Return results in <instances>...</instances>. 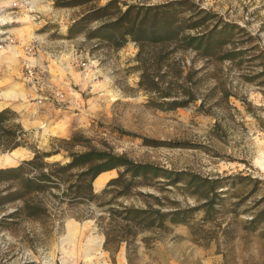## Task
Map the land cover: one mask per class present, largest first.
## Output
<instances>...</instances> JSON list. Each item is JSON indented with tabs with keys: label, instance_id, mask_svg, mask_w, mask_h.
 I'll return each instance as SVG.
<instances>
[{
	"label": "rangeland",
	"instance_id": "374dc122",
	"mask_svg": "<svg viewBox=\"0 0 264 264\" xmlns=\"http://www.w3.org/2000/svg\"><path fill=\"white\" fill-rule=\"evenodd\" d=\"M9 1L14 6L7 7ZM57 1L65 0H36L33 7L26 0H0V95L17 97V101L0 104V111L9 108L17 114L25 135L16 149L32 155L24 161L39 152L53 154L46 158L48 163L66 164L70 152L96 148L126 154L138 163L225 179V188L220 190L224 206L216 222L202 229L196 226L195 234L186 226H173L151 248L140 236L131 262L264 264V238L258 227L250 225L264 209V0H190L219 20L246 30L230 47L246 56L236 64L199 59L192 51L176 52L169 64L181 63L182 79L192 76L195 85L184 83L182 91L190 89L197 100L175 110L156 108L157 96L140 88L135 42L129 40L115 49L89 39L87 34L100 21L76 34L75 23L110 0L72 8L57 7ZM119 1L125 11L129 5L154 6L175 0ZM6 17L12 23L1 24ZM84 64H90L87 70ZM26 65L36 66L42 84L32 85ZM184 99L172 95L156 103ZM10 153L0 147V158ZM117 176L118 170L102 175V187L93 184L95 193L100 194ZM158 188L162 191H141L164 196L166 204L174 201L182 208L204 203L183 183ZM39 200L48 207L54 202L45 196ZM117 202L142 205L138 196ZM22 206L23 201H17L0 209V264H130L125 245L117 252L104 247L100 223L104 226L107 221L99 220L106 215L103 209L65 204L50 208L49 215L39 220H5ZM203 216L197 213L195 224L200 225ZM101 239V247L90 244Z\"/></svg>",
	"mask_w": 264,
	"mask_h": 264
},
{
	"label": "trees",
	"instance_id": "16d2710c",
	"mask_svg": "<svg viewBox=\"0 0 264 264\" xmlns=\"http://www.w3.org/2000/svg\"><path fill=\"white\" fill-rule=\"evenodd\" d=\"M99 1L65 0L57 1L56 6L72 8ZM99 21L102 24L94 32H89L87 37L107 42L115 49L123 48L129 40L135 42L139 47V86L146 93L157 96L153 105L162 110H175L197 100L190 89L182 91L184 83L195 85L192 76L182 79L181 63H175V67L169 64L171 57L179 50L192 51L197 58L207 61H230L236 64L245 61L242 57L246 52L230 47L238 42L237 36L246 30L219 20L218 16L200 9L190 0H175L154 6L129 5L125 11L119 0H110L104 6L93 8L77 21L74 25L79 28L76 34L83 33L89 24ZM212 22L214 24L208 29ZM172 47L173 50H170ZM261 77H264V73ZM261 83L264 85V81ZM172 95H180L185 99L174 100L170 104L156 103ZM24 135L21 124L17 122V114L9 108L1 110L2 150H16L22 145ZM72 140L75 141L74 138ZM51 156L53 154L35 152L31 160L19 166L0 168V186L3 187L0 190V209L23 201V206L5 216V220L23 217L39 220L49 215L50 208L65 204L69 207L95 205L106 214L99 218L100 222L107 221L104 226L100 223L106 237L104 247L117 252L125 245L127 258L132 264L131 253L136 252L140 236H143L144 245L151 248L173 226H186L195 234L196 226L202 229L216 222L222 213L220 208L224 206L225 200L220 190L225 188V179H208L189 172L138 163L126 154L119 155L112 150L89 148L83 152H70V161L66 164L61 161L46 162V158ZM113 170H118V176L111 179L100 194L95 193L94 182L102 174ZM179 183L185 184L186 190L204 203L182 208L174 201L166 204L164 196L141 191L144 188L162 191L159 185L177 186ZM41 196L50 197L54 202L50 201L48 207L39 200ZM135 196L141 198L142 205L117 202L120 198ZM199 212H203L204 216L200 225H197L195 215ZM250 225L252 229L258 227L264 238V209Z\"/></svg>",
	"mask_w": 264,
	"mask_h": 264
},
{
	"label": "bare ground",
	"instance_id": "6f19581e",
	"mask_svg": "<svg viewBox=\"0 0 264 264\" xmlns=\"http://www.w3.org/2000/svg\"><path fill=\"white\" fill-rule=\"evenodd\" d=\"M27 1H29V6L33 7L35 6V2L36 0H26V3ZM11 1H9V3L7 4V7L8 6H14L12 3H10ZM11 18L9 17H6V18H2V21H5L1 24H8L10 21ZM12 23V22H11ZM3 34V32L0 31V35ZM14 101H17V97L16 96H13L11 94H4V95H0V104H5L6 102H14ZM32 157L31 153L25 149H16L14 151H12L9 155L7 156H3L0 158V165L1 166H4V165H12V164H15L16 162H21V161H24V160H27V159H30ZM101 183H102V179L98 180L97 182H95V187L97 189H99V187L101 186ZM102 239L99 240L98 242L95 241V243H91L90 241V244L92 246H99L101 247L102 244ZM90 244L88 246H90ZM88 249H90L89 247H87L86 251H88ZM89 252V251H88Z\"/></svg>",
	"mask_w": 264,
	"mask_h": 264
},
{
	"label": "built area",
	"instance_id": "2783aa9c",
	"mask_svg": "<svg viewBox=\"0 0 264 264\" xmlns=\"http://www.w3.org/2000/svg\"><path fill=\"white\" fill-rule=\"evenodd\" d=\"M14 40L13 39H9V43H13ZM2 43V42H1ZM3 43H6V41H4ZM1 48H3V45H1ZM90 64H84L85 69L87 70L89 68ZM26 69H27V75L30 78V81L33 83L32 85L35 87L37 85L42 84L41 80L39 78H37V73H36V66H31V65H26ZM60 99L64 98L63 94H59Z\"/></svg>",
	"mask_w": 264,
	"mask_h": 264
},
{
	"label": "crops",
	"instance_id": "0c3cea01",
	"mask_svg": "<svg viewBox=\"0 0 264 264\" xmlns=\"http://www.w3.org/2000/svg\"><path fill=\"white\" fill-rule=\"evenodd\" d=\"M106 174V173H105ZM102 175H104V174H102ZM101 175V176H102ZM99 177L95 182H97L98 180H100V179H102V183H101V186L99 187V188H101L102 187V185H103V182H104V180H105V177ZM95 182H94V184H95Z\"/></svg>",
	"mask_w": 264,
	"mask_h": 264
},
{
	"label": "water",
	"instance_id": "95a60500",
	"mask_svg": "<svg viewBox=\"0 0 264 264\" xmlns=\"http://www.w3.org/2000/svg\"><path fill=\"white\" fill-rule=\"evenodd\" d=\"M47 158H50V157H47Z\"/></svg>",
	"mask_w": 264,
	"mask_h": 264
}]
</instances>
